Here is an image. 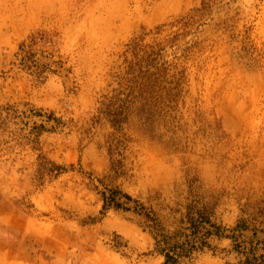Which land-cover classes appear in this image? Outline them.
I'll return each instance as SVG.
<instances>
[{
    "label": "rangeland",
    "instance_id": "374dc122",
    "mask_svg": "<svg viewBox=\"0 0 264 264\" xmlns=\"http://www.w3.org/2000/svg\"><path fill=\"white\" fill-rule=\"evenodd\" d=\"M166 256L264 264V0H0V264Z\"/></svg>",
    "mask_w": 264,
    "mask_h": 264
},
{
    "label": "trees",
    "instance_id": "16d2710c",
    "mask_svg": "<svg viewBox=\"0 0 264 264\" xmlns=\"http://www.w3.org/2000/svg\"><path fill=\"white\" fill-rule=\"evenodd\" d=\"M166 257H167V256H166ZM171 260H172V259L169 260V258L167 257V258H166V261H165L164 264H173ZM170 261H171V262H170Z\"/></svg>",
    "mask_w": 264,
    "mask_h": 264
}]
</instances>
